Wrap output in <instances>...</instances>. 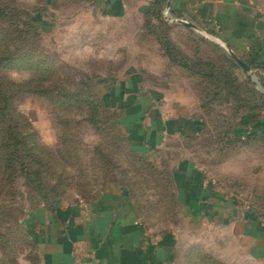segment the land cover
<instances>
[{"label": "rangeland", "instance_id": "obj_1", "mask_svg": "<svg viewBox=\"0 0 264 264\" xmlns=\"http://www.w3.org/2000/svg\"><path fill=\"white\" fill-rule=\"evenodd\" d=\"M31 2L0 0V8L31 12L29 9L34 6ZM157 14L156 10H150L145 13L142 27H128L125 51L115 60L110 59L116 54L115 49L106 54L110 50H103L104 41L90 55L79 50L85 35L81 43H67L68 28L60 23L61 19L50 24L30 23L28 27L19 23L20 19L11 18L7 22L1 18L0 28L7 29L9 42L14 40L10 47L20 43V48L11 56V61L0 65V84L5 91L16 90L13 109L19 118L28 119L29 130L38 135L37 142L47 153L52 167L51 174L42 175V179L49 181L46 185L43 180L27 181L26 170L20 169L15 180L4 188L0 161L2 264H39L38 243L30 229L43 222L46 211H58L62 203L71 204L119 190L129 198L136 216L151 234L158 238L175 235L174 264H252L247 260L246 241L232 236L224 227L193 219L177 202L180 192L172 176L179 162L192 161L206 173L207 182L215 184L217 192L237 202L239 212L250 210L264 219V136L255 132L236 139L233 135L235 130H245L244 120L252 115L255 117L247 125L249 129L260 121L264 112V87L259 76L255 77L256 83L242 68H232L231 56L226 50L193 29L183 28L176 22L167 24L171 17L165 11L159 19ZM54 22L60 23L56 29L59 34L52 31ZM16 26L22 33L14 30ZM61 31L67 32L61 35ZM78 34L74 39L78 40ZM158 36L171 38L192 62L202 60L214 64L223 78L231 79L224 78L225 82L234 83L232 93L237 99H225L222 94L216 97L214 81L192 80L191 87L195 85L201 93L206 87V93H210L208 98L202 94L203 109L198 114L206 121L205 129L185 141L165 142L160 149L147 150L145 155L143 148L123 144L120 136H129V129L123 123L124 113L118 114L122 125L104 126L106 111L97 104L106 106L107 102L114 107L121 82L131 79L127 75L129 70L138 69L148 89L159 83L165 86L173 78L167 73L160 78L151 74V66L159 63L163 51ZM59 44L63 46L56 49ZM8 83L16 84L15 88ZM94 120H100L101 124L96 127ZM106 136L111 137V142L106 141ZM106 153L113 154L117 159L115 166L121 168L110 169V157ZM113 161L111 157L110 162ZM52 163L56 165L55 171ZM35 182L43 183V191L34 189ZM31 213L36 219L30 218Z\"/></svg>", "mask_w": 264, "mask_h": 264}, {"label": "crops", "instance_id": "obj_2", "mask_svg": "<svg viewBox=\"0 0 264 264\" xmlns=\"http://www.w3.org/2000/svg\"><path fill=\"white\" fill-rule=\"evenodd\" d=\"M31 4L34 6L29 11L36 12L37 23L61 19L60 23L68 28V32L60 33L67 32V43L78 44L85 35L79 50L90 55L104 41L103 50H110L106 54L115 49L116 54L110 55L113 60L125 51L128 27H142L145 13L150 10L165 11L171 19L189 21L225 43L254 69L264 87V0H32ZM60 23L52 24L55 34H59L56 29ZM77 34L78 40L74 39ZM62 46L59 44L56 49ZM162 50L161 60L150 68L151 74L160 78L167 73L173 78L165 86L159 83L148 89L142 73L138 69L129 70L127 75L131 79L121 82L114 102V107L124 113L123 123L131 131H128L131 143L143 148L145 155L147 150L160 149L165 142L185 141L199 135L206 123L198 115L203 109L202 93L190 84L196 78L172 64ZM164 66L168 69H163ZM254 117L243 119L245 130L237 131L241 138L255 132L264 136V112L254 128L249 129L247 125ZM178 166L174 178L181 205L189 215L205 224L224 227L232 236L246 241L247 260L264 264V219L250 210L239 212L237 202L217 192L215 184L207 182L206 173L192 161H181ZM43 215V222L30 229L38 243L39 264L175 262V235L158 238L151 234L120 190L71 204L62 203L58 211H46ZM30 218L36 219V215L31 213Z\"/></svg>", "mask_w": 264, "mask_h": 264}, {"label": "trees", "instance_id": "obj_3", "mask_svg": "<svg viewBox=\"0 0 264 264\" xmlns=\"http://www.w3.org/2000/svg\"><path fill=\"white\" fill-rule=\"evenodd\" d=\"M6 13V15L4 14ZM157 17L160 15V12H157ZM17 20L20 19L19 23H25L29 27V24L37 23L36 21V12H25L17 9L15 12L5 11V9L0 8V20ZM1 20V21H2ZM7 20V22H8ZM3 22V21H2ZM5 24V23H4ZM6 26V25H4ZM11 26V25H9ZM7 29L2 27L0 28V65L7 63L11 61L12 57L15 56L16 52L20 48V43H16L15 48H11L10 45L14 42V40H10L7 38ZM14 30H16L18 33L21 31L16 27H14ZM22 33V32H21ZM169 34V31H167L166 35ZM162 38V39H161ZM159 44L164 49L167 57L170 59L172 64L178 65L182 67L185 71L189 72L190 75L194 78H199L202 80H211L214 81L213 86L214 90L216 92L215 96L218 97L220 94L223 95V98L225 99H237V96L234 95L232 92L234 91V83H229L228 80H231L227 76L224 77L225 79H228L227 82H225L223 79V75L219 74V70L216 68V66L210 62H204L202 60H198L197 62H192L188 57L184 56V54L181 52L180 49L176 47L174 42L171 38L168 36L166 37H157ZM4 43L8 45H3ZM18 45V46H17ZM23 45V44H22ZM2 48L6 49V51ZM11 49H14V52L11 51ZM17 50V51H16ZM54 62L57 63V58H53ZM230 65L232 68L237 69L241 68L231 57L229 58ZM55 64V63H54ZM1 67V66H0ZM4 67V66H3ZM215 68V69H213ZM221 77L222 79H220ZM215 80L217 82H215ZM222 80V81H221ZM15 88L14 86L16 84L8 83V86ZM86 88L87 85L83 84ZM4 86L0 84V161H2L1 171H2V178L1 181H3L5 188L9 183H12V180L14 179L15 175L18 173L20 169L22 171H25V175L28 178L27 181L35 180H43L44 184L46 185L47 181L46 179H42V175H49L51 174L52 167L48 163V156L46 152H43L41 146L37 142L38 135L35 133L30 132V123L28 119H24V117L19 118V115L15 109H13V100H14V94L16 90L9 88L7 91L4 90ZM233 88V89H232ZM206 87L203 90V95L208 98L210 96V93H206ZM239 92V90H237ZM236 91V92H237ZM237 92V93H238ZM103 107L104 111H106V124L109 123H115L118 126L122 125L120 122L118 114H122L116 107H113L109 105L106 102V106L103 104H97V107ZM242 108V107H241ZM254 109V108H253ZM247 110V109H246ZM112 112V113H107ZM18 120H20L18 122ZM93 125L98 127L99 124H101L100 120H94L92 121ZM103 122V121H102ZM114 126V125H113ZM21 127V129H19ZM110 130V129H109ZM233 135L236 139L241 138V135L237 133V131H233ZM128 136V135H127ZM123 144L131 145L129 136L126 137L123 134ZM107 142H111V137L106 136ZM71 141V140H70ZM113 147V145H111ZM132 150V149H131ZM135 151H131V153H134ZM136 154V153H135ZM109 159V167L110 169L115 166V162L117 159L113 154H108ZM111 157L113 158V163L111 161ZM48 159V160H47ZM142 160H147L146 157H142ZM32 166L39 167L37 170H33ZM53 170L55 171V164L52 163ZM121 168V167H120ZM151 169V168H150ZM123 170H127L123 168ZM122 170V171H123ZM21 171V170H20ZM130 171V170H128ZM174 177V176H172ZM15 180V179H14ZM64 180V179H63ZM175 180V178H174ZM176 181V180H175ZM35 182V183H36ZM34 186V189L37 191H43L44 185L38 184ZM176 188V185H175ZM177 202H180L179 197L177 198ZM262 219V218H261Z\"/></svg>", "mask_w": 264, "mask_h": 264}, {"label": "water", "instance_id": "obj_4", "mask_svg": "<svg viewBox=\"0 0 264 264\" xmlns=\"http://www.w3.org/2000/svg\"><path fill=\"white\" fill-rule=\"evenodd\" d=\"M171 6V2L168 5V8H170ZM169 22H176L179 25H182L184 27L193 29L194 31L200 33L201 35H203L204 37L208 38L209 40L221 45L232 57V59L242 67L243 71L250 77H252L254 79V81L256 83L257 79L256 77V72L254 71V69L252 67H250L248 64H246L243 60H241L225 43H223L222 41H220L217 37H215L214 35L206 32L205 30L201 29L200 27L196 26L195 24L186 21V20H182V19H171V21ZM264 94V92H263Z\"/></svg>", "mask_w": 264, "mask_h": 264}]
</instances>
